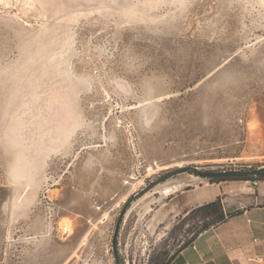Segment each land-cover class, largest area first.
Instances as JSON below:
<instances>
[{
    "label": "rangeland",
    "instance_id": "1",
    "mask_svg": "<svg viewBox=\"0 0 264 264\" xmlns=\"http://www.w3.org/2000/svg\"><path fill=\"white\" fill-rule=\"evenodd\" d=\"M184 166H264V0H0V264H117ZM210 183L132 201L120 264H168Z\"/></svg>",
    "mask_w": 264,
    "mask_h": 264
},
{
    "label": "crops",
    "instance_id": "2",
    "mask_svg": "<svg viewBox=\"0 0 264 264\" xmlns=\"http://www.w3.org/2000/svg\"><path fill=\"white\" fill-rule=\"evenodd\" d=\"M218 197L225 211L235 215L200 232L168 264H264V182L258 186L250 180L200 185L186 204L200 207Z\"/></svg>",
    "mask_w": 264,
    "mask_h": 264
},
{
    "label": "water",
    "instance_id": "3",
    "mask_svg": "<svg viewBox=\"0 0 264 264\" xmlns=\"http://www.w3.org/2000/svg\"><path fill=\"white\" fill-rule=\"evenodd\" d=\"M263 168H264V166L259 167L257 169H232V170H220V171H218V170H216V171H201L194 166H184V167H179V168L169 170V171L165 172L163 175L152 180L140 193H138V194L132 196L130 199H128V201H126V203H125V205L121 211L120 217L117 221L115 233H114V252L116 254L117 264H120V262H119L118 256H117V249H116L115 240H116V237L118 234V229H119L120 224L122 222V218L124 216L125 210L127 209V206L132 201L141 197L144 193H146L147 191H149L150 189H152L156 185L166 181L167 179H169L172 176H175L177 174L185 172L188 169H192L195 174H197L203 178H213V177H223V176H233V175H244V176L256 175V174L260 173Z\"/></svg>",
    "mask_w": 264,
    "mask_h": 264
},
{
    "label": "trees",
    "instance_id": "4",
    "mask_svg": "<svg viewBox=\"0 0 264 264\" xmlns=\"http://www.w3.org/2000/svg\"><path fill=\"white\" fill-rule=\"evenodd\" d=\"M255 169H257V168H255ZM209 179L211 182H215V181H238V180H250V179L251 180L260 179V180L264 181V168L261 170L260 173H258L256 175H249V176L233 175V176L213 177V178H209ZM198 211L201 212L202 218H210V217L213 218V221L206 222L205 225H203L201 227L199 233L208 229L210 226L224 222L227 219H229L235 215V213H233V212H226L225 211L222 200L220 197H218L217 199H215L209 203H206V204L200 206L198 208ZM185 246H187V245H185Z\"/></svg>",
    "mask_w": 264,
    "mask_h": 264
},
{
    "label": "built area",
    "instance_id": "5",
    "mask_svg": "<svg viewBox=\"0 0 264 264\" xmlns=\"http://www.w3.org/2000/svg\"><path fill=\"white\" fill-rule=\"evenodd\" d=\"M251 181V183L254 185V186H258V185H260V183L262 182L261 180H259V179H255V180H250ZM220 181H215V182H211V183H219ZM257 261H262L263 260V258L262 257H257V259H256Z\"/></svg>",
    "mask_w": 264,
    "mask_h": 264
},
{
    "label": "bare ground",
    "instance_id": "6",
    "mask_svg": "<svg viewBox=\"0 0 264 264\" xmlns=\"http://www.w3.org/2000/svg\"><path fill=\"white\" fill-rule=\"evenodd\" d=\"M171 190H172V188H168V189H167V192H170Z\"/></svg>",
    "mask_w": 264,
    "mask_h": 264
}]
</instances>
